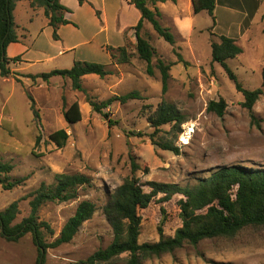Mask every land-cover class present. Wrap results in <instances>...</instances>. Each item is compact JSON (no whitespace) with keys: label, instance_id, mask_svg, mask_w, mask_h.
I'll use <instances>...</instances> for the list:
<instances>
[{"label":"rangeland","instance_id":"374dc122","mask_svg":"<svg viewBox=\"0 0 264 264\" xmlns=\"http://www.w3.org/2000/svg\"><path fill=\"white\" fill-rule=\"evenodd\" d=\"M228 1L232 3V0H217L215 25L206 11L196 15L193 34L187 39L176 36L174 46L159 37L146 22L142 35L157 51L153 58L154 75L147 73V63L139 59L134 43L128 46L134 56L129 64L111 67L113 74L105 78L97 75L83 78V87L98 102L133 90L145 98L126 104L114 102L105 109L112 124L93 111L86 94L74 90L68 78L44 82L18 72L6 78L0 76V158L14 165L11 180L26 177L21 186L12 190H4L0 184V211L34 192L42 183L53 185L56 174H83L91 179V185L80 188L75 200L48 202L41 207L39 219L47 222L53 231V234L44 231L48 243L59 236L80 202L89 200L97 207L94 217L83 224L72 242L48 250L45 264H75L109 246L113 233L104 207L124 179L132 175V161L140 167L136 175L141 182L181 186L193 185L199 178L227 166L264 169V95L255 104L252 118L242 106L243 95L223 67L212 61L211 42H220V34H228L230 28ZM257 10L256 17L238 21L232 34L239 39L236 42L243 53L227 60L238 81L250 90L262 86L264 0L259 1ZM178 54L187 65L174 64ZM158 59L172 64L166 93L162 91V76L156 67ZM28 94L34 99L37 118L30 108ZM220 99L228 105L223 117L207 110L210 101ZM163 100L176 105L188 119L175 140L180 154L162 150L149 137L154 128L148 116ZM75 101L80 104L82 120L69 124L64 109ZM145 105L148 107L143 110ZM62 128L67 130L69 138L59 148L50 134ZM170 131V125L164 126L157 139L174 140ZM145 190L150 188L146 185ZM160 197L139 210L140 244L158 242L160 226L165 235L173 236L182 225L178 206L182 196L175 195L164 204L160 203ZM30 200L20 201L15 223L29 216ZM37 257V246L30 233L18 242H11L1 236L0 229V264H37ZM128 257L123 254L104 264H127ZM142 264H264V225L246 227L233 237L206 239L195 246L186 244L172 253L143 259Z\"/></svg>","mask_w":264,"mask_h":264},{"label":"trees","instance_id":"16d2710c","mask_svg":"<svg viewBox=\"0 0 264 264\" xmlns=\"http://www.w3.org/2000/svg\"><path fill=\"white\" fill-rule=\"evenodd\" d=\"M18 1L21 0H0V75L2 77L12 75L9 64L20 60V57L9 59L6 55L8 45L19 41L13 17ZM85 1L79 0L81 4ZM158 1L161 0L130 1L142 14L141 20L134 28L135 50L139 59L147 63V73L151 76L154 75L153 58L157 51L149 39L142 35L145 23H150L155 33L167 43L172 46L176 44V37L171 29L161 22V11L157 7L154 9L151 7L152 5L155 6ZM192 2L195 14L206 11L212 17L214 25L216 24L217 0H192ZM30 3L32 8L44 9L49 25L54 28L53 37L58 39V29L61 25L68 24L65 13L70 12V10L64 7L60 0H30ZM129 45H133V43L127 41V44L122 47H107L114 65H124L131 62L134 56L129 51ZM211 48L212 61L223 67L228 77L233 81L236 90L244 97L242 106L254 118L253 108L260 97L264 95V69L262 71V86L254 90L246 89L227 64L228 59L236 58L243 53L242 47L237 44L235 39L221 35L220 42H211ZM177 57L178 60L174 64L183 63L187 65V61L181 54H178ZM171 66V63L166 64L162 59L157 60L156 67L162 76L163 93H166L168 89ZM111 74L113 71L107 65L76 61L70 69H56L47 73L22 76L32 80L41 78L44 82H49L55 76L68 78L71 80L74 90L86 94L87 102L93 111L105 119H109V114L104 110L114 102L126 104L131 100L145 99L139 91L133 90L123 95L110 97L106 101H95L83 87V77L97 75L100 78H105ZM28 98L31 101L30 108L37 118L38 113L35 111L34 99L29 94ZM147 107L145 105L143 110ZM227 107L226 101L220 99L219 101H210L207 110L223 117ZM63 114L69 124H75L82 120L80 104L77 101L73 102L67 109L65 108ZM187 121V117L181 113L176 105L163 100L156 110L148 116V122L154 128V132L149 137L153 144L162 150L180 154V148L175 144V140L182 133V125ZM109 123L112 124L111 119H109ZM167 125L171 126L170 132L174 135V140L165 137L157 139L162 128ZM68 138L69 134L64 128L50 134V139L59 148L66 145ZM39 140L37 139V142ZM139 169V165L132 161V175L124 179L123 183L111 194L104 207V214L112 228V242L107 248L99 249L85 261L75 264H104L123 254L129 256L127 264H142L143 259L172 253L186 244L195 246L206 239L233 237L246 227L264 225V169L249 168L242 165L227 166L208 177L199 178L197 183L193 185L186 186L155 181L143 183L136 175ZM13 170L14 165L11 162L0 158V184L4 190H12L21 186L26 180V177L11 180L9 176ZM90 185L91 179L83 174H56L53 185L42 183L37 190L12 202L4 211H0L1 236L7 241L18 242L30 233L38 250L37 264H45L48 250L72 242L83 224L94 217L97 207L89 200L80 202L73 216L62 227L59 236L51 243H48L44 237L45 230L50 234H53V231L47 222L40 221L39 211L41 207L48 202L63 203L75 200L78 197L79 189ZM146 185L150 191L145 190ZM175 195L182 196V199L178 201L182 221L181 227L176 230L173 236H167L160 226L158 242L140 244L142 217L139 210L146 209L159 196H161L160 203L164 204L171 201ZM27 198H31L29 202L30 214L21 222L15 223L20 212L19 203ZM162 211L165 213L164 209Z\"/></svg>","mask_w":264,"mask_h":264},{"label":"crops","instance_id":"0c3cea01","mask_svg":"<svg viewBox=\"0 0 264 264\" xmlns=\"http://www.w3.org/2000/svg\"><path fill=\"white\" fill-rule=\"evenodd\" d=\"M130 1L86 0L81 4L79 0H60L70 12L65 13L68 24L59 27L58 39L53 37L54 28L49 25L43 8H32L30 0L18 1L13 17L19 41L8 45L6 55L9 59L20 57V60L11 62L10 70L37 75L70 69L76 61L117 68L120 65L113 64L107 47H122L127 41L136 43L134 28L142 17ZM259 1L237 0L236 4L233 3L235 0L232 3L228 1L226 12L230 28L225 36L239 41L232 33L237 30L239 20L247 21L253 15L257 16ZM240 5L242 9L237 8ZM151 7L161 11V22L171 29L175 37L187 39L193 34L198 14L194 12L192 0H161Z\"/></svg>","mask_w":264,"mask_h":264},{"label":"water","instance_id":"95a60500","mask_svg":"<svg viewBox=\"0 0 264 264\" xmlns=\"http://www.w3.org/2000/svg\"><path fill=\"white\" fill-rule=\"evenodd\" d=\"M3 60V59H2Z\"/></svg>","mask_w":264,"mask_h":264}]
</instances>
